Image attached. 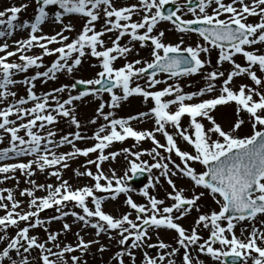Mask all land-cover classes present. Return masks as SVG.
<instances>
[{
    "label": "snow or ice",
    "instance_id": "obj_1",
    "mask_svg": "<svg viewBox=\"0 0 264 264\" xmlns=\"http://www.w3.org/2000/svg\"><path fill=\"white\" fill-rule=\"evenodd\" d=\"M35 5L31 21L19 18L28 4L0 11V185L15 181L19 195L0 187V264H87L84 257L93 245L100 253L109 250L101 236L110 245L115 242L111 264H205L201 257L212 264H264V0H35ZM185 12L191 18H183ZM72 16L82 20L75 36L69 35L75 31L70 20L65 23ZM46 22L59 25V31L45 34ZM161 22L180 34L178 42H164ZM18 31L26 37L10 45ZM193 34L197 42L185 44L184 37ZM136 44L149 48V58L127 60ZM34 49L39 54H30ZM44 57L55 58L45 65ZM85 57L94 58L91 66L99 70L92 78H77ZM118 59L125 61L120 67L115 66ZM225 63L229 70H221ZM32 69L34 74L27 75ZM57 74L72 82L35 92L37 80H56ZM197 75L202 86L185 91L179 81ZM237 78L250 83L236 85ZM20 85L24 95L15 90ZM89 96L99 102L88 121L98 125L90 136L82 133L77 113V102ZM133 96L151 107L118 118L122 102ZM218 110L233 111L227 128L214 118ZM144 119L153 121L152 130L133 128L132 122ZM61 121L74 130L58 133L54 129ZM129 138L131 148L105 154L113 142ZM177 139L191 151L182 150ZM87 140L93 144L77 147ZM145 140L151 141L150 150H133ZM65 145L71 150L60 152ZM121 154L128 165L124 175L106 174L102 164ZM145 155L151 162L142 159ZM77 157L84 158V170H74L75 176L92 183L74 188L63 171ZM197 165L203 170L197 171ZM17 173L29 187L18 188ZM37 173L56 183L38 184L32 179ZM144 173L147 182L137 194L146 203L138 204L130 195L137 190L127 181ZM178 176L190 182V198L185 188H177L173 178ZM161 178L170 189H164V198L154 194L158 185L163 188ZM38 191L46 194L37 196ZM121 193L128 211L119 216L105 212L103 203ZM205 196L217 208L203 212L199 201ZM69 205L79 211L65 210ZM46 209L57 214L41 219ZM193 210L194 223L185 228L179 221ZM53 221L62 222L59 231L47 227ZM73 224L80 230L72 233L73 242L64 243L60 237L72 232ZM37 228L46 233L44 239L30 234ZM88 229L96 239H84L81 233ZM160 230L174 231L175 246L159 238Z\"/></svg>",
    "mask_w": 264,
    "mask_h": 264
},
{
    "label": "rangeland",
    "instance_id": "obj_2",
    "mask_svg": "<svg viewBox=\"0 0 264 264\" xmlns=\"http://www.w3.org/2000/svg\"><path fill=\"white\" fill-rule=\"evenodd\" d=\"M185 1L186 0H177V3L182 4ZM120 2L124 3V0H120ZM129 2H131V0H129ZM21 4H28L29 6L25 11H22L19 14L20 21L23 22L25 19H28L29 21H31L33 19V15H34V8L36 6L34 0H0V11L4 10V8H6V7H11L14 5L19 6ZM183 18L188 19V18H191V16H190V14H187L185 12V15ZM69 20L75 28V31L70 33L69 35L75 36L77 34V32L82 27V20H80L79 18H77L75 16H72V17L66 19L65 23L69 22ZM99 26L100 25L97 24V29H99ZM158 27H159V30L165 31V36L163 38L165 43H176V42H178V40L180 38V34L176 33L175 30L172 29L171 26L167 22H161ZM59 28H60L59 25L53 24V23H48V22H46L42 25L43 32L45 34H48V35H52L56 31H59ZM26 35H27V33L25 31H18L8 40V43L11 45L14 40L25 38ZM104 39L107 41V36H105ZM184 39H185V44H194L195 42H197V37L195 34H193L191 36H185ZM0 43H3V40H0ZM120 43L122 45L127 43V37L122 38ZM146 43H150V42H146ZM53 46H57V45H53ZM106 46H110V44H107ZM135 49H136V51H134L132 54H130L127 57L128 61H132L135 59H141V58H144V59L149 58V51L150 50L148 47L140 48L139 44H136ZM30 54H33V55L39 54V49H34ZM216 57H217V52L213 51L211 54L213 65L215 63ZM54 58L55 57H44V64L50 65L51 61ZM235 59H236L237 63H240L242 66L244 65V61H243L241 56L237 55V57ZM124 62H125L124 59H118L115 62V66L120 67V66H122V64ZM94 63H96L94 58L85 57L83 60L82 66L79 68V71L76 73V77L77 78H84V79L94 77L95 73L99 70L98 68L91 66ZM229 68H230V66L227 63H225L221 70L226 71V70H229ZM43 70H44L43 68L40 69V71H43ZM34 72H35V69H32L27 73V75L31 76L34 74ZM23 77H24V74H18L17 75V79H23ZM71 82L72 81L70 80V78L67 75L57 74L56 80H49V81L44 82V83L37 80L35 82V92L39 95L43 92L50 91L51 89H53L55 87H59L61 84H67V83H71ZM179 83L181 84V86L184 88L185 91H195V90H198L199 87L202 86L203 82H202L200 76L197 75V76H193L190 78H182L179 81ZM249 83H250V81L247 78H237L235 80L236 85L249 84ZM159 87H163V85H161ZM15 90L18 91L19 95L25 94V88L22 85L17 86V89H15ZM104 99L105 100L109 99L106 94L104 96ZM98 103L99 102L94 100L91 96L87 97L84 100V102H82V103L77 102L78 119L80 120V122L82 124L81 131H82V133L89 135V136L92 134V132L98 126V125H90L88 123L89 119H91L95 115V109L98 106ZM149 107H151L150 103L146 105V104H144L142 98L133 96V97H130L126 102H122L121 108L116 111V115L118 118L119 117L126 118L130 115H134V114H137L139 112L146 111L147 108H149ZM172 110L174 111L175 109H172ZM105 111H107V109H105ZM213 115H214V118L217 120V122L223 124L225 128H227L228 124L234 120V113L232 110H218ZM204 123L207 124V121H204ZM181 125H182V127H186L188 125V118L187 117L182 118ZM132 126L136 130H152V128L154 127V124H153V121H151L149 119H144L143 121L132 122ZM54 130H56L58 133H67L69 131H73L74 129L70 128L66 123L61 121L56 126V128ZM168 131L172 132V129L169 128ZM58 138L59 137H57V139ZM156 139L161 144H165L164 138L159 133H156ZM133 143H134V141L131 138L127 139L124 142H113V144L108 149L105 150V154H107L108 152H112V151L118 152L120 149H122L124 147L131 148V145ZM177 143H178V146L182 150L191 151V147L189 145H187L186 142H183V141L177 139ZM92 144H93L92 140H87V141H83V142H78L77 147L84 148V147H89ZM2 146L3 145H0V147H2ZM152 147H153V145H152L151 141L145 140V141L141 142V144L139 145V147L137 149H133V150H141V149L150 150ZM70 150H71V147L67 146V145H65L59 149L60 152H67ZM164 155H167V154H164ZM89 158H94V154H90ZM142 159H147L150 161V157H148L146 155L143 156ZM173 159H176L177 162H179L178 158H176L174 154H173ZM68 163H69L70 167L63 171V178L65 180H68V182L70 184H72L74 188L78 187V186H83L85 184H91L92 183V181L89 178H79V177H76L74 174V170H76V169H79L80 171L84 170L83 167H81L84 164V158L83 157H77L75 160H70ZM90 168L93 172H95L94 166H90ZM127 168H128V165H127V162L125 161V159L123 157V154L117 156V158L115 160L109 159L108 161H105L102 164V170L106 174L110 175L112 171H115V173L118 177L123 176L125 171L127 170ZM196 170L202 171L203 169L201 166L197 165ZM16 175L20 181V183L18 185L19 189L29 187V185L24 183L25 178L23 176H21L19 173H17ZM128 175L130 176V172L128 173ZM32 179H34L38 184L39 183H53V184L56 183V181L53 177L47 176L46 174L37 173L36 175H34V177H32ZM173 179L177 185V188L178 189L179 188H185L186 191L184 194L186 197L190 198L191 195L193 194L191 191L190 182L186 178H182L179 176L176 178H173ZM161 183L163 184V188H161L158 185L156 188V191L154 193L155 195H157L158 198H164V194H165L164 189H168V185L166 182L163 181V178H161ZM0 187H8V188H12V189L16 190L15 194L17 195V198H19L18 189H17V185H16L15 181H7L3 185H0ZM131 187L133 189L137 190V191H133L130 193V195L132 196V199L138 204L139 203H146V201L143 199V197L137 194L138 189L140 187H136L134 185H131ZM168 190L170 191V189H168ZM195 191L198 193L199 191H201V189L197 188V189H195ZM45 194L46 193L40 192V191H38L36 193L37 196H42ZM97 195L108 196L109 194L97 193ZM125 199H126L125 195H121L120 197L116 198L115 200L107 199L103 203L104 211L112 214L113 216H119L120 214L124 213L125 211H128V209L126 208V205L124 204ZM199 203L202 206L201 210L203 212H208L211 209L217 208L215 203L212 202L207 196L202 198L199 201ZM65 210L79 211V209H72L71 205H69L68 208ZM2 214L3 213L0 212V215H2ZM56 214L57 213H55L54 209H46V210H44V212L41 213V219H47V217L53 216ZM196 216H197V213L195 212V210H193L190 213V215L187 216V218L182 219L181 221H179V223H181L182 226H184L185 228H190L191 225L194 223V219ZM132 218H134V216ZM66 222L72 224V218L71 217L66 218ZM47 227L49 228L50 231H59L62 228V222L53 221L51 224L47 225ZM79 230H80V225L79 224H73L72 232L68 233L66 235V237L61 236L60 237L61 241H63L64 243L73 242L74 237H73L72 233H75ZM9 232L11 234L12 230L10 229ZM30 234L37 235L38 238H40V239H44L46 236V233L41 228H37V229L33 230ZM236 234L240 235V227L239 226L236 228ZM81 235L84 236L85 240L97 238L94 236L93 230H91V229H88L86 232H82ZM200 235H202L203 237L206 238L207 233L204 231H201ZM174 236H175L174 231H169V230H160L159 231V238L161 240L165 241L166 243H170V244L174 245ZM99 240H100V243L104 244L106 247H108L109 250L105 251L103 253H100L97 251L98 245H93L91 250H90V253L84 257V260L87 261V264H111L110 257L112 255V253L115 250H117L114 247L115 242L113 241L112 244L110 245L109 241L104 236L99 237ZM152 242L153 243L156 242V234H153ZM201 259L205 260V264H212V261L210 260V258L201 257Z\"/></svg>",
    "mask_w": 264,
    "mask_h": 264
},
{
    "label": "water",
    "instance_id": "obj_3",
    "mask_svg": "<svg viewBox=\"0 0 264 264\" xmlns=\"http://www.w3.org/2000/svg\"><path fill=\"white\" fill-rule=\"evenodd\" d=\"M144 178H145V177H143V179H144ZM143 179H142V180H143ZM140 181H141V180H140ZM140 181H138V182H140Z\"/></svg>",
    "mask_w": 264,
    "mask_h": 264
}]
</instances>
